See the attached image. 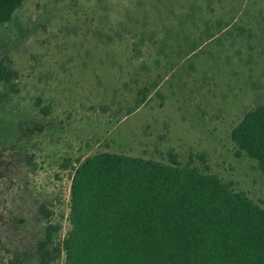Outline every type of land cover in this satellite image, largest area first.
<instances>
[{"label": "rangeland", "instance_id": "obj_1", "mask_svg": "<svg viewBox=\"0 0 264 264\" xmlns=\"http://www.w3.org/2000/svg\"><path fill=\"white\" fill-rule=\"evenodd\" d=\"M0 60L15 71L0 81V264H41L47 225L57 242L70 227L72 168L103 152L192 161L264 208V170L231 138L264 104V0H26Z\"/></svg>", "mask_w": 264, "mask_h": 264}, {"label": "trees", "instance_id": "obj_2", "mask_svg": "<svg viewBox=\"0 0 264 264\" xmlns=\"http://www.w3.org/2000/svg\"><path fill=\"white\" fill-rule=\"evenodd\" d=\"M25 1L0 0V25ZM14 76L0 60V81ZM231 138L264 170V104ZM72 170L70 227L57 242L58 226L47 225L41 264L61 254L63 264H264V208L192 161L103 152Z\"/></svg>", "mask_w": 264, "mask_h": 264}]
</instances>
